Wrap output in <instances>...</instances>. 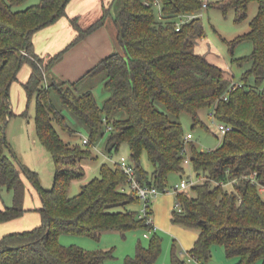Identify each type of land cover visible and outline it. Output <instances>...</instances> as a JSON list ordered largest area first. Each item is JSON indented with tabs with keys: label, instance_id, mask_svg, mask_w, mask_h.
<instances>
[{
	"label": "trees",
	"instance_id": "16d2710c",
	"mask_svg": "<svg viewBox=\"0 0 264 264\" xmlns=\"http://www.w3.org/2000/svg\"><path fill=\"white\" fill-rule=\"evenodd\" d=\"M25 0H0V196L8 191L12 204L0 208V222L22 217L28 178L40 192L42 222L30 230L16 231L0 238V264H107L112 250H87L76 244L64 245L63 234H81L100 239L104 232L126 234L133 229L153 232V226L139 212L129 209L141 203L135 191L128 189L127 175L120 166L104 165L100 177L69 195L74 180L85 175L82 160L93 159L91 145L102 135L104 124L111 126L107 149L128 144L142 184L161 190L168 187L171 173L185 172V150L190 147L191 165L199 181L194 194L177 192L171 220L198 231L188 253L201 264L212 257L215 244L222 245L236 264H264V0H229L241 21L247 16L250 1L259 4L250 31L233 41H249L253 52L234 60L246 67L242 86L229 93L232 79L224 69L196 52V40L205 36L199 18L184 23L183 15H194L204 0H161L157 17L155 0H122L114 22L118 30L115 51L93 66L76 82L42 84L46 73L63 55L89 34L101 28L109 15L103 5L102 16L87 28L80 17L71 19L76 38L47 62L35 52L33 36L47 25L67 16L70 0H40L24 10H15ZM209 6V4L207 3ZM207 6V7H208ZM31 70L24 87L31 96L37 93L36 130L42 144L51 153L55 165V183L43 190L37 173L22 164L6 138V126L12 115L10 86L18 78L22 65ZM107 73L110 92L100 107L91 90L77 92L76 85L86 76ZM54 90L81 124L89 130L88 148L71 145L59 135L54 122L72 131L61 109L51 98ZM209 108L219 121L233 127L222 144L213 150H200L192 141L186 143L180 116L188 113L193 126L201 122L200 112ZM11 154H9V151ZM146 151L153 165L151 178L141 165ZM149 214H153L152 209ZM162 252V238L154 235L149 246L141 242L135 256L125 264H155ZM171 264H188L174 246Z\"/></svg>",
	"mask_w": 264,
	"mask_h": 264
},
{
	"label": "rangeland",
	"instance_id": "374dc122",
	"mask_svg": "<svg viewBox=\"0 0 264 264\" xmlns=\"http://www.w3.org/2000/svg\"><path fill=\"white\" fill-rule=\"evenodd\" d=\"M5 1L8 2L9 0ZM108 1L109 4H106V6H109L110 11L102 27H104L109 37H111L113 49L110 53L102 57V59L115 51H121L117 44L118 30L114 20L122 7V0ZM204 1H207L209 6L207 8H202L193 15L195 18L197 17L200 19L205 30V36L202 39L196 40V52L204 54L209 60L221 66L226 75L230 77L233 82L239 83L241 82V75L246 67L241 68L233 61L250 55L253 52L254 45L249 41L240 42L235 45H233L232 42L250 31L251 21L256 17L259 11V4L256 1H250L247 6L246 18L239 21V15L234 7L224 9V6L229 3V0ZM39 2L40 0H25L23 3L16 5L15 10H24ZM154 10L157 17L162 15V8L160 6H154ZM42 59L44 62L48 61L45 60L44 57ZM58 67H53L47 71L45 80L42 82L44 86L54 82H67V85H69L72 82H76L92 68L87 70L83 75L72 78L68 72L66 73L69 69L68 66L64 65L61 68ZM30 70V64L25 62L19 71L18 78L10 86L12 115L6 126V138L12 153L15 154L17 159L29 170L37 173L41 180V188L43 190H51L55 183L56 165L51 153L37 136L35 122L37 93L35 92L29 96L24 87V83L29 78ZM106 79V72L94 76H86L78 82L75 87L77 92L91 90L99 106L103 107L110 95V92L105 86ZM51 98L57 108L62 110L67 124L72 129V131L63 129L54 122L61 138L71 145H78L83 149L88 148V145L84 144L83 140L84 138L91 139L89 130L86 126L81 124L67 108H64L60 97L54 90L51 92ZM210 113L211 110L209 108L201 110V122L196 126H193V120L188 113L183 112L180 116L185 136L191 133L193 135L192 142L196 144L198 149L203 151L216 149L224 140V136L220 134L218 130L219 123L212 119ZM103 132L104 133L98 137V140L90 146L95 158L82 160L85 175L83 178L74 180L71 183L69 189L70 196L78 195L84 184L96 177H100L101 169L104 165L115 168L123 157H126L128 160L131 158L130 148L126 143L122 144L119 149L109 151L107 149V143L111 131L108 130L107 124H104ZM188 149L190 152V147ZM8 152L11 154L10 150ZM141 165L144 170L149 173V177L151 178L153 165L146 151L141 155ZM184 168L185 172L183 174L171 173L169 175L167 189L171 192L170 194L160 193L157 197L153 198L151 203L152 209L155 205L154 201L158 197L172 199L174 207H176L177 192L174 190V187L179 184L183 178L199 181V176L194 171L192 165H184ZM24 180L27 186L24 207L27 212L20 220H14L18 221L15 223H21V225L19 224L17 228L11 231H8L9 229L6 231L3 230L8 224L0 222V228H3L0 232V238L5 234L33 229L42 222V199L40 192L32 181L28 178H24ZM186 192L194 194L192 188H189ZM0 203L2 206L12 204V196L8 191H4L2 196H0ZM141 208L142 203H135L129 206V209L136 212H140ZM168 223L169 225H158L159 230L157 232L140 228L129 230L124 235L117 231H111L104 232L100 236V239L81 234H63L60 236V241L64 245L76 244L87 250H112L114 258L108 260L107 264H125L127 257L136 255L137 246L140 242L144 246H149L152 238L156 235L162 238V252L155 264H171L174 246L177 249V253L183 257L188 264H201L188 253L197 240L198 231L193 228L174 224L171 218ZM146 234L149 236L146 237ZM223 258L228 262L225 263ZM238 260L237 257H228L225 248L222 245L215 244L212 248V257L207 264H236Z\"/></svg>",
	"mask_w": 264,
	"mask_h": 264
},
{
	"label": "crops",
	"instance_id": "0c3cea01",
	"mask_svg": "<svg viewBox=\"0 0 264 264\" xmlns=\"http://www.w3.org/2000/svg\"><path fill=\"white\" fill-rule=\"evenodd\" d=\"M106 4H109L108 0H70L66 8L67 16L45 26L34 34L33 43L35 52L41 58L44 57L45 60H49L52 56L70 45L76 38L78 33L72 25L71 19L80 17L79 24L81 27L87 28L92 22L97 21L102 16V8ZM112 45L111 37H109L104 27H101L72 46L54 67L59 66L58 68H61L66 65L69 68L66 73L68 72L70 77L81 76L101 60L102 57L110 53L113 49ZM197 53L204 55L200 52ZM167 194H170V192ZM154 203V208L151 209L156 227L155 231L157 232L159 230L158 225H169L168 222L171 218V210H173L174 202L170 198L158 197ZM4 206L0 203V208ZM20 218L14 220H20ZM14 220L5 222L8 225L4 229L0 228V232L2 229L5 231L9 229L8 231H11L17 228L19 224L21 225V223H15L18 221ZM223 260L225 263L228 262L225 258Z\"/></svg>",
	"mask_w": 264,
	"mask_h": 264
},
{
	"label": "built area",
	"instance_id": "2783aa9c",
	"mask_svg": "<svg viewBox=\"0 0 264 264\" xmlns=\"http://www.w3.org/2000/svg\"><path fill=\"white\" fill-rule=\"evenodd\" d=\"M153 5L154 6H160L162 8L161 0H155ZM207 6H208L207 1H204L203 7L207 8ZM193 18H195V17L192 14L181 16L177 22V31H180L182 25L184 23H186L187 21H190ZM238 86H242V83L241 82L236 83V82L232 81V83L229 87V90L223 96L224 99L227 100L229 97V93L232 90L236 89ZM210 115L214 121H217L219 123L218 124V130H219L220 134H222L224 137L228 132L233 130V127L231 125L219 121L218 118L216 117L214 111H212L210 113ZM108 130H112V127L108 126ZM192 138H193V135L191 133L186 135L185 136L186 143L189 141H192ZM83 142H84V144H89L90 140L87 138H84ZM185 164L191 165V158H190V152H189L188 147L185 150ZM118 166H120L123 169V171L125 172V174L127 175L128 189L135 191L136 194L138 195L141 203H142V208L140 209L139 216L141 218H146L147 222L153 226V229L155 231L156 227H155V224L153 221V217H152L153 215L149 214V211L151 210L152 199L157 197L160 193H169L171 191L168 189L161 190L154 185L142 184L139 180L136 167H135L134 163L131 161V159L128 160L126 157H123L121 159V161L118 163ZM197 182L198 181H195L193 179L183 178L182 181L174 187V190L176 192L187 191L189 188H191ZM176 207L179 210L181 209V206L178 203H177ZM145 236L148 237L149 235L146 234Z\"/></svg>",
	"mask_w": 264,
	"mask_h": 264
}]
</instances>
